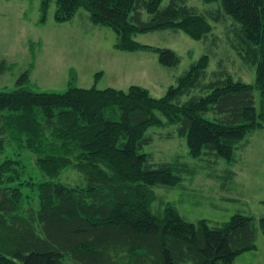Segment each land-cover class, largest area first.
<instances>
[{
  "label": "trees",
  "instance_id": "1",
  "mask_svg": "<svg viewBox=\"0 0 264 264\" xmlns=\"http://www.w3.org/2000/svg\"><path fill=\"white\" fill-rule=\"evenodd\" d=\"M185 1L57 0V20L84 9L117 34L118 50H153L168 67L180 63L172 49L134 37L172 29L204 40L228 18L232 46L256 79L236 80L226 68L208 73L207 55L159 98L141 86L85 89L73 80L65 93L35 92L24 72L15 89L0 91V264H65L68 257L79 264H232L257 249L264 218L236 213L227 222L193 223L170 203L152 210V188L176 186L191 169L180 161L156 164L141 152L152 142L150 128L180 125L192 157L229 164L246 137L264 129V0H220L205 13ZM13 149L35 155L42 179H23L20 159L5 156ZM67 169L80 182H63ZM35 186L37 207L24 192Z\"/></svg>",
  "mask_w": 264,
  "mask_h": 264
},
{
  "label": "rangeland",
  "instance_id": "2",
  "mask_svg": "<svg viewBox=\"0 0 264 264\" xmlns=\"http://www.w3.org/2000/svg\"><path fill=\"white\" fill-rule=\"evenodd\" d=\"M43 1L0 0V91L15 89L21 75L29 71L30 87L35 92L65 93L73 80L85 89L95 86L100 90L111 87L127 91L130 86H141L159 98L170 86L177 85L179 78L204 55L210 59L208 73L226 68L236 80L255 82V69L246 64L232 46L228 18L204 40L192 39L172 29L134 37L144 45L172 49L180 63L168 67L159 62L153 50H118L115 47L117 34L109 27L94 24L86 10L80 9L70 20L59 21L55 17L57 0H47L46 14L42 10ZM169 1L163 0L162 5L166 6ZM185 2L204 13L214 12L220 6V0L212 4L203 0ZM143 15L145 19L148 17L146 12ZM98 73L101 76L97 79ZM255 99L258 107V91ZM179 127H153L146 134L152 142L141 152L148 154L154 163L180 161L191 169L176 186L152 188L156 194L152 210L161 211L170 203L193 223L202 219L227 222L236 213L252 215L257 220L264 218V129L247 136L235 150V161L229 164L213 155L192 157ZM5 156L20 159L24 180L42 179L36 157L30 151L7 150ZM62 181L75 185L80 182V174L67 169ZM24 192L37 207V187H29ZM256 246V250L239 255L232 264H264V233L260 228ZM64 263L79 264L69 257Z\"/></svg>",
  "mask_w": 264,
  "mask_h": 264
}]
</instances>
